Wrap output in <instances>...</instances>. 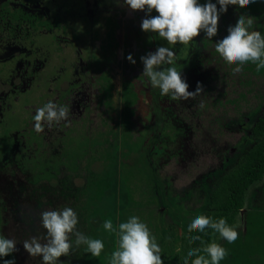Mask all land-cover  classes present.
<instances>
[{
    "label": "rangeland",
    "instance_id": "374dc122",
    "mask_svg": "<svg viewBox=\"0 0 264 264\" xmlns=\"http://www.w3.org/2000/svg\"><path fill=\"white\" fill-rule=\"evenodd\" d=\"M117 1L112 0L107 3L114 7ZM205 1L198 0L201 4ZM235 6L229 5L228 11L233 10ZM127 8L131 9L125 3H118L117 9L120 10V14L125 13ZM131 11L134 10L131 9ZM82 13V11H72L71 16H68L70 20L65 26L61 23L48 22L47 30L37 28L32 33L29 31L25 39L33 42L32 50L36 61L32 64L22 65V62L18 60L19 57L15 60L12 58L0 61L2 79L0 94H7L5 97L1 96L0 101L2 99L3 104L8 105L7 108L2 109L3 104H0L1 234L18 242L16 246L19 250L13 253L16 264H43L40 257L29 256L23 248L22 241L44 234L46 229L41 226L39 214L44 210L61 208L59 203L64 202L65 199L62 198L63 196L58 197L60 200L49 197L39 205L37 197L33 198L30 191L32 183H28L27 180L33 179L32 173L35 170L38 180L47 175L49 177L54 174V167H60V164L68 157L72 164L73 156L77 155L82 160V164L87 161L91 169L95 170V172L92 171L95 174V186L100 185V188L94 189V192L90 191L88 199L77 201L76 205L71 206L78 215L77 229L90 238L102 240L104 249L99 257H95L94 261L90 262V253L85 251L86 246L74 247L70 257L59 258L62 264H109L110 255L116 249L112 244L114 239L117 241V237L115 233L105 230L103 224L110 219L116 227L133 215L131 213L127 216L122 215L121 219L115 223L113 216L107 210L109 218H101L100 209L104 203L99 200V197L101 191L107 189L103 180L105 175L114 173L109 174L111 181H114L115 173L122 164L130 176L128 179L130 184L124 190L130 191L137 207L147 211L151 206L156 207L154 216L149 215V218L139 217V219L155 236L162 249L163 264H168L176 248V244L170 246L165 244L168 243V235L174 230L170 225L174 223L182 228L183 222H190L196 216L203 215L207 205V193L201 191L203 194L197 201L189 191L188 179L198 178L212 169H217L213 175L217 171L220 173L222 162H225L221 158L227 161L238 160L244 151L243 147L250 144L249 136L241 137L245 133L244 129L225 127L227 124L237 123L236 118H227L222 126L214 120L215 116H222L224 110L231 111L234 103L229 99L236 97L239 73H225L220 69L228 68L220 66V63L217 64L213 59L205 63V66L198 65L199 59L211 56L209 49L213 46L195 51L192 58L195 64L191 61L185 64L186 69L181 71V76L188 83L189 91L195 90L198 81L204 82V91L195 99L188 100H173L169 95L159 93L157 99L160 104L157 109L160 113L159 123H155L157 116L152 93L150 94L148 90V94L146 92L141 94L139 91L141 99L136 103L137 130L119 129L127 114H130L129 103L122 100L120 92L118 100L115 91L112 101L117 105L109 110L111 114H114L106 122L99 113L103 106L100 101L98 102L99 90L96 82L103 81L101 76L104 74L106 84H110L113 80L115 86H118L123 80H128L134 82L137 88L146 89L142 87L146 83L141 79L143 72L141 65L135 66L127 59L129 54L135 57L137 53L143 51V48L129 47L131 44L138 46L139 35L134 30V24L127 22L123 24L124 19L121 17L123 30L119 24L114 34L109 32V43L105 47L106 28H102V21L96 17H84ZM151 15H157L155 10ZM116 19L120 20V17ZM106 24L109 26L107 22ZM109 29H111L110 26ZM124 33H127L123 37L128 47L124 49L126 54L119 46L109 47L114 44L113 37L120 42ZM140 34H142L140 40L146 39L145 46L148 48L152 46L154 51L160 46L172 48L175 59L192 45L191 42L189 46L179 43L169 45L157 33L143 31ZM135 36L136 39H134ZM180 59L181 61L177 63L184 61ZM216 69L219 70L216 71ZM214 73L218 76L211 78L210 75ZM29 74L33 77L30 78ZM4 76H7V80ZM220 77H227V81H221ZM12 80L17 84L16 89L19 91L10 94L8 84L12 85ZM258 84L260 89L264 90V82ZM207 85L210 89L205 88ZM217 92L223 95L219 96ZM218 96L220 101L215 103L214 99ZM247 97H249L247 104L245 100L238 101L241 112L247 108V105L255 104L253 97L249 95ZM104 99L108 100L107 95L103 96V102ZM49 101L58 106L68 107V119L53 123L51 127L45 124L44 131L37 133L34 130L33 117L36 109L43 107ZM203 102L208 104L207 108L196 110ZM263 111L264 106H261L259 114ZM169 125L180 128V134L174 141L170 135L175 133L172 128L167 127ZM92 129L95 130L91 131ZM101 130L103 133H100L98 138V131ZM150 132L152 133L148 135ZM182 132H184L183 135ZM103 136L109 139V145L103 144ZM85 143L93 144L94 147L86 152ZM169 143L176 148L164 146ZM161 148L169 152L164 159H162L164 153L158 152ZM172 151H182V154L175 157L171 155ZM189 161H193L195 165L191 166ZM70 162L66 161L64 165L68 166ZM168 162L171 166L161 171L164 164ZM154 163L161 167L158 176L151 174ZM187 165L190 166V170H187ZM107 169L109 172L106 171ZM135 175L139 178L137 179ZM75 180L78 183L79 178ZM37 181L33 182L37 183ZM170 181L174 182V185ZM205 182L207 181L200 179L199 190H205L207 187ZM50 183L56 185V178H51ZM64 192L67 193L66 198L70 199L79 193L80 189H67ZM41 199L43 200L44 197ZM260 205L264 208V177L253 186L244 202V207L236 217H239L242 222L248 210L258 207L261 209ZM66 206L68 207V202L63 204V207ZM150 220H154L155 223H151ZM98 221L101 223H97ZM108 242H110L109 247H107ZM166 248L170 252L166 251Z\"/></svg>",
    "mask_w": 264,
    "mask_h": 264
},
{
    "label": "trees",
    "instance_id": "16d2710c",
    "mask_svg": "<svg viewBox=\"0 0 264 264\" xmlns=\"http://www.w3.org/2000/svg\"><path fill=\"white\" fill-rule=\"evenodd\" d=\"M217 7L219 8V5ZM232 9L233 10L227 11L226 13L220 15L218 23V33L216 36H214L212 39H208L202 31L200 36L194 38L193 41H191V46L187 45L189 46V48L175 59V67L177 68V70L184 71L186 69L185 64L189 63L190 61L191 63L195 64L192 59L195 51H199L204 47L213 46L209 49L211 56L205 57L204 59H199L198 65L205 66V63H208L213 59L215 62H217V64L220 63V66L223 65L225 68H228L220 70H223L225 73L233 74V68L237 67L238 65L227 64L223 60V58H221L219 54L216 53L215 43L228 34V26H234L239 15L242 13L249 14L254 18L255 23L250 30L260 31L261 34L264 35V0H256V2L250 4L245 8H240L236 5L235 8ZM150 51V47H144L142 52L137 53L135 57H133V59H135L136 61L134 65H141L143 70L144 66L142 61L140 60V57L146 55ZM122 52L126 54V51L124 49H122ZM188 54H191V56H188ZM180 58H182L184 61H182L181 63H177V61H181ZM168 66L169 65H165L163 67ZM241 67L242 71L239 72L238 80L236 82V84H238L236 97L229 99V101L234 103L231 111L225 112L224 110L223 115L215 116L214 120L219 126H222L224 122H226L227 118H236L238 120L237 123L234 122V124L232 125L227 124L225 127H230L232 129H244V136L250 137L248 138L250 144L246 147H243L244 151L238 160L232 159L227 161L221 158V160L225 162H222L220 173L217 171L213 175V173L217 169H212L208 170L198 178L188 179V181L190 182L188 185V188L190 189L189 191L192 192L197 201L200 200V195L203 194V192L201 191L207 193V205L203 215L212 217L213 219L224 218L229 225L237 226L236 230L238 232V238L234 242L229 243L222 237H220L219 233L215 232L211 228H206L204 232H189L188 225L192 221L183 222L182 228L177 227L176 224L172 223V225L170 226L173 227L174 230L173 232H171V234L168 235L169 240L168 243L165 244L167 246L176 244V248L172 253V260L169 261L168 264H183L182 258L186 256L187 252L190 249L202 248L204 244L211 243L213 241L217 242L227 250V255L223 260L220 261V264H264V208L260 205L261 209H258L259 207L257 206L258 208H252L248 210L243 217L242 222L239 217H236L241 208L244 207V202L246 201L253 186L258 184L264 177V111L259 114V109L261 108V106H264V90H261L258 84L264 82V69H261L259 72H257L256 65L252 62H246ZM217 70L219 69H216V71ZM103 76L104 74L101 76L103 81L96 82L99 90L98 102L100 101L101 105L103 106V108L100 109L99 113H101V117L103 118V120L107 122L108 118H111V116L114 114H111L109 110L114 109V105H117L112 101V96H114V92L116 91V95H118L119 100L120 96L117 92L118 89H120L119 92L121 93L120 95L122 100L127 104L129 103L128 108L130 109V114H127V117L124 119L123 124L119 129L128 131L130 128H133L137 130L138 126L136 120H138V116L136 114V103L141 99L138 94L139 91H141V94H143L144 92L148 94V90H150V94L152 93L151 97L155 101V115L157 116L156 120H159L158 117L160 116V113L159 111H157V109L160 104L157 99L159 96L158 94L160 93V89L152 87L146 77H141L142 81L146 83V85L143 84L142 87L146 89H139L136 87V85H134V82L128 80H123L118 86H115L113 80H111L110 84H106ZM217 76L218 74L216 73L210 75L211 78H216ZM220 80L227 81V77H220ZM203 83L202 85L204 87ZM205 88L210 89V86L207 85ZM106 95L108 97V100L104 99V103L103 96ZM217 95L222 96L223 93L217 92ZM247 95L253 97L255 104L247 105V108L243 112H241L239 111L240 106L238 101L245 100L247 104V100L249 98L247 97ZM219 96L214 99L215 103L217 101H220ZM130 102H132V104H130ZM119 104L120 102L118 103V105ZM152 105L154 107V104ZM202 105V107H197L196 110L200 108L204 109L208 106L206 102H203ZM252 117L253 119H251ZM168 127L174 130L173 132L175 134L170 135L174 141L177 137V134L180 132V128H176L174 127V125H169ZM94 130L95 129H92L91 131ZM100 133H103V130L98 131V138L100 137ZM151 133L152 132H150L148 135H150ZM183 134L184 132H182V135ZM102 139L104 145H109L110 142L107 137L103 136ZM84 145L86 152H89V150L94 147L93 144L89 143H85ZM172 148H176V146L174 145ZM158 152L159 154L164 153L162 159H164L169 153H167L162 148ZM181 154L182 151L171 152V155H174L175 157L180 156ZM73 157L74 162L72 164L70 162V157H68L61 163L63 164L62 166L60 164V167H54V174L50 175L49 177L47 175V177H40L38 180V178H36L38 174H36L35 170L34 173H32L33 179L28 178V183H32V189L30 190L32 197H37V204L40 205L43 201H45V199L49 197L55 199L57 198L56 200H60V198L58 199V197L63 196L62 198H64L65 201L59 203L61 208H63V204L66 202H68V207H71L76 205L75 202L77 201L88 199L90 196V191L94 192V189L100 188V185L95 186V174L92 173V171L95 172V170L91 169L90 164L87 161L82 164V160L77 155H74ZM66 161L70 162L68 166L64 165V162ZM189 164L193 166L194 163L193 161H189ZM167 166H171V163L168 162V164H164L163 169H161V167L157 163H154L152 164L151 174L157 175L160 169L161 171L167 170ZM187 170H190L189 165H187ZM106 171L109 172L108 169ZM122 172L124 174H121ZM109 174H106V177L103 180L106 183L107 189L110 190L106 189L104 191H101V195L99 197V200L104 203V205L100 209L101 218H109L107 210H109L110 215L113 216L115 223H117L121 219L122 215L127 216L130 215V213L133 216L146 218L149 215L154 216L156 214L155 206H151L149 211L137 207L138 205L134 201V197L130 195V191L124 190V188L128 187L130 184L128 180L130 176L126 171L124 164L120 165L118 170L116 171L114 181H111ZM53 177L56 178V185L50 183V179ZM77 177L79 178V180H77L78 183L75 180V178ZM136 177L137 179L139 178L138 176ZM200 179L203 181H207L204 183L205 185H207V187H205V190H199V188H201L198 187ZM32 180L34 182H36L37 180L38 181L37 183H34ZM171 183L174 185V182ZM67 189H80V192L76 193L72 198L68 199L66 198L67 193L64 192ZM47 194H49V196H47ZM41 197H44V199L42 200ZM150 222L155 223L154 220H150ZM97 223H101V221H98ZM0 235H2L1 208ZM193 236H200L201 239L192 241L191 237ZM115 237L117 236L115 235ZM109 246L110 242L107 243V247ZM112 246L113 248H116V239H114ZM178 246L181 248V251L179 253L176 251ZM166 251L170 252L167 248ZM13 256V254H10L8 257L0 258V264H2V259H12ZM161 256L164 263V256ZM94 259L95 257L90 254V262L94 261Z\"/></svg>",
    "mask_w": 264,
    "mask_h": 264
},
{
    "label": "clouds",
    "instance_id": "9594fccd",
    "mask_svg": "<svg viewBox=\"0 0 264 264\" xmlns=\"http://www.w3.org/2000/svg\"><path fill=\"white\" fill-rule=\"evenodd\" d=\"M256 0H206L201 4L198 0H124L132 10L146 12L142 19L141 29L145 32L157 33L169 45H188L203 31L208 39L218 33L220 15L228 11L229 5L245 8ZM219 5V8L217 7ZM153 10L158 15L152 16ZM255 21L249 14H240L235 25H229L227 35L216 41L215 51L229 64H236L233 73L242 71V65L252 62L256 71L264 69V35L252 29ZM129 62L135 64L133 56H127ZM143 63L142 76L146 77L154 88L160 89L161 95H169L173 100L195 99L204 91L201 82H197L194 91L175 67V52L170 47L160 46L140 57ZM169 65L168 67H163ZM120 89L117 90L119 93ZM116 98V97H115ZM114 98V99H115ZM203 105L201 104V107ZM69 108L58 106L52 101L36 109L34 130L44 131V125L67 121ZM41 226L46 229L42 235L32 236L22 241L24 250L29 256L40 257L43 264H62L60 257L71 255L74 247L86 246L85 251L93 257H99L104 249L100 239H93L77 229L78 215L71 207L55 210H44L40 214ZM103 228L117 236L116 249L111 253L109 264H163L162 249L155 236L139 217L131 216L126 222L114 227L109 219ZM211 228L229 243L238 238L237 226L229 225L226 219H213L205 215L196 216L188 225V231L204 232ZM74 237V241H73ZM200 236L191 237L192 241L200 240ZM17 241L0 235V258L17 252ZM203 243V241H202ZM179 253L181 248L178 246ZM227 255V250L213 241L202 248L190 249L184 256L183 264H220ZM2 264H16L15 257L2 259Z\"/></svg>",
    "mask_w": 264,
    "mask_h": 264
},
{
    "label": "flooded vegetation",
    "instance_id": "af4514ba",
    "mask_svg": "<svg viewBox=\"0 0 264 264\" xmlns=\"http://www.w3.org/2000/svg\"><path fill=\"white\" fill-rule=\"evenodd\" d=\"M112 0H0V61L9 60L14 58L20 60L23 64H32L36 61L33 42L28 37L29 31L32 33L37 28H48V22L53 24L61 23L63 26L69 22L72 11L83 12L84 17L93 18L96 17L102 21V28H106L105 39L106 47L109 43L108 33L114 34L116 27L120 24L121 30V17L124 19L123 24H134V30L138 32V46L131 44L129 47L144 48L146 39L140 40V36L143 33L141 29L142 16L145 18L146 12L142 10H134L127 8L125 13L120 14V10L117 9L118 3H124V0H118L114 7H111L107 2ZM68 2V3H67ZM68 7V8H67ZM142 13V15H141ZM145 14V15H143ZM120 17L119 19H116ZM126 18V21H125ZM109 24V26L106 24ZM109 29V30H108ZM129 31V29H127ZM128 33V32H127ZM122 35L120 42L113 37L114 44L109 47L128 48ZM137 37L135 36L134 39ZM124 42V43H123ZM139 45H142L141 47ZM108 48V47H107ZM9 71V70H8ZM30 78L33 77L29 74ZM5 80L7 76H4ZM0 80L1 77H0ZM9 85L8 93H16L17 84L15 81ZM5 92V89H4ZM10 94H8L10 96ZM1 96H7V94H0ZM1 105L3 100L0 101ZM2 109L7 108V104L2 105ZM264 113V112H263Z\"/></svg>",
    "mask_w": 264,
    "mask_h": 264
},
{
    "label": "crops",
    "instance_id": "0c3cea01",
    "mask_svg": "<svg viewBox=\"0 0 264 264\" xmlns=\"http://www.w3.org/2000/svg\"><path fill=\"white\" fill-rule=\"evenodd\" d=\"M212 1H217V0H212ZM206 2V1H205ZM204 2V3H205ZM203 4V3H202ZM155 13H156V11H155ZM157 15H158V13H156ZM155 16V15H154ZM148 33V32H147ZM149 43V42H148ZM150 47V49H152L153 50V52H154V48L152 47V46H149ZM181 72V71H180ZM161 118H162V115H161ZM162 120V119H161ZM159 121L160 120H155V123L156 122H158L159 123ZM163 122H161V124H162ZM159 127H160V124H159ZM168 127V126H167ZM156 128V125L154 126V129ZM176 131H178V130H176ZM178 134H180V132L178 133ZM178 134H177V136H178ZM244 138H245V136H244V134L242 135ZM241 136V137H242ZM167 147H170V148H172L171 146H170V143L168 144V145H166Z\"/></svg>",
    "mask_w": 264,
    "mask_h": 264
}]
</instances>
